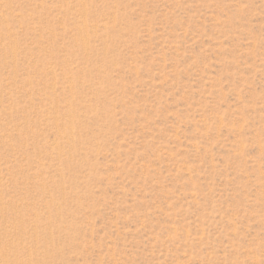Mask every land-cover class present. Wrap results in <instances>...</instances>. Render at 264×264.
<instances>
[{
	"label": "rangeland",
	"instance_id": "rangeland-1",
	"mask_svg": "<svg viewBox=\"0 0 264 264\" xmlns=\"http://www.w3.org/2000/svg\"><path fill=\"white\" fill-rule=\"evenodd\" d=\"M0 264H264V0H0Z\"/></svg>",
	"mask_w": 264,
	"mask_h": 264
}]
</instances>
